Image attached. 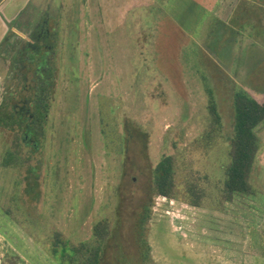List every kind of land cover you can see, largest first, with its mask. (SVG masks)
<instances>
[{
    "label": "rangeland",
    "instance_id": "obj_1",
    "mask_svg": "<svg viewBox=\"0 0 264 264\" xmlns=\"http://www.w3.org/2000/svg\"><path fill=\"white\" fill-rule=\"evenodd\" d=\"M88 1L60 0L54 8L57 92L41 149L17 154L21 140L0 127V209L10 223L0 230V264H58L57 233L76 246L98 245L97 223H108L112 239L119 208L133 221L143 203L150 209L145 264H264V122L255 130L263 146L250 177L253 194L225 191L235 95L259 88L239 85L245 73L232 68L240 57L228 44L240 26L264 44V12L242 25L237 0H223L210 22L203 9L195 15L177 0L115 7L116 21L108 25L112 54L106 38L90 40L104 52L100 61L85 42L89 32L103 30V8ZM105 9L113 17L115 9ZM13 81L12 96L19 98V72ZM169 156L175 199L151 187L154 168ZM127 254L133 257L132 246Z\"/></svg>",
    "mask_w": 264,
    "mask_h": 264
},
{
    "label": "trees",
    "instance_id": "obj_2",
    "mask_svg": "<svg viewBox=\"0 0 264 264\" xmlns=\"http://www.w3.org/2000/svg\"><path fill=\"white\" fill-rule=\"evenodd\" d=\"M258 3L259 5H257ZM240 10L243 12L241 13V21L243 15L248 17L254 14L260 15L264 12V0L244 2L241 4ZM41 70L42 74L48 72L45 71L44 67ZM39 85L42 87L39 94H34V102L39 113L38 122L41 123L40 126L43 130L41 135H43L47 125L46 115L50 105V89H52L53 82L49 78H45ZM234 101L236 109L235 137L232 140V160L227 169L225 191L232 195H251L253 190L250 177L263 146L255 130L264 122V98H254L249 93L239 91L236 93ZM10 107V104L5 101L0 111V127L3 129L10 127L11 131L17 132L14 127L22 128L23 123L20 122V116L15 115L11 124H7L6 114ZM211 110L213 114H216L214 104ZM33 128L34 125H31V129ZM153 176L152 191L161 197L175 199L174 158L171 156L163 158L154 168ZM194 190L191 188L190 192L194 193ZM198 201L200 198L195 200L193 204L199 206ZM124 215L119 208L118 222L116 230L112 232V239L109 238L111 230L108 223L100 222L95 225L94 238H97L98 245L81 243L76 246L71 244L69 240H64L61 233H57L54 242V260L58 264H145L147 257H150V245L146 237L147 228L145 227L150 219V209L147 203H143L133 221ZM127 222L132 223L127 225ZM113 239L117 243H112ZM131 246L134 249V254L132 258H129L127 253Z\"/></svg>",
    "mask_w": 264,
    "mask_h": 264
},
{
    "label": "crops",
    "instance_id": "obj_3",
    "mask_svg": "<svg viewBox=\"0 0 264 264\" xmlns=\"http://www.w3.org/2000/svg\"><path fill=\"white\" fill-rule=\"evenodd\" d=\"M59 1L60 0H0V111L4 106V102L7 101V86L10 83L11 70H13V65L16 62V57L21 51L23 45H25L26 42L31 41L30 38H32L35 34V31L37 30L39 24H41L44 20H46L47 22L53 21V17L56 16L54 14V8H57ZM158 1L159 0H103L101 2V0H89V5L97 7L98 9L103 8V16L101 17L99 15L98 19V22H103V30L100 26H98V30L95 33L92 34V32H89L86 35L88 41L85 42V46L86 49H88V54L97 55L100 61H102L101 59L102 57H104V52L102 51V49L99 47H93V44L90 41L94 36L98 40L106 38L109 50L111 52V43L109 41L110 30L108 25L111 21H116L114 16H116V12L118 11L117 8H121L124 5H127L130 8L136 7L138 5V2L142 6L154 5V3ZM120 2H122L123 4H121ZM244 2L249 3L251 2V0H237L234 3L235 7H237L239 4H243ZM221 3H223V0H177L178 7H184L188 11H190L191 9L193 10V12H190L193 14L197 13V8L199 12H201V10L203 9L204 15L205 13L208 14V22H210L214 18L212 13L215 7L221 6ZM162 5H164V3H162ZM257 5H259V3ZM105 7H113L114 9L115 7H117L114 10L115 15L113 14V17L107 15ZM71 12H73V9L71 10ZM72 16L73 14H71V17ZM249 17L247 15L242 16V25L247 23V21L245 20ZM197 20L199 24V19ZM185 22L186 21L184 20H179V26L181 27V25H185ZM240 28L241 32L234 36L232 35L233 37L231 38V41L229 40V44L227 42L228 45L236 48V50L233 49V51L236 52L237 58L240 57L238 60L235 58L231 60V63L234 65L232 66V68L236 67V70L239 69L241 73H245L239 81L241 83L239 84L240 86L242 84L251 88L252 85L258 86V91L251 90L248 93L254 98H264V44L260 43V41H255V36L249 34L248 27L240 26ZM69 33H71V36L74 34L73 28L70 25ZM71 36L69 34V40ZM67 44L68 46H66L67 48L65 49L67 51L66 53L68 55H72L74 52V47L69 45V41H67ZM70 63L71 60L69 62V65ZM69 65L68 69L70 68ZM101 69L102 71H104L102 67ZM75 70L80 71V66H78ZM103 80L100 81L102 84ZM80 94H77V97H79ZM90 96H92V92ZM80 98H78V100H80ZM81 100H83V97L81 98ZM93 109L95 110V108L93 107L89 110L93 112ZM79 116L80 119L83 117V111L79 113ZM262 159L263 162L261 161L260 163L264 167V153L262 155ZM0 166H2L1 157ZM7 215L8 213H3L0 209V230L2 231H7L8 228H10V226H8V224L10 223L7 218H5ZM11 228L13 229V226ZM4 236L5 235L1 237V241L4 240ZM2 246H4V242H2ZM261 261L264 262V254H262Z\"/></svg>",
    "mask_w": 264,
    "mask_h": 264
},
{
    "label": "flooded vegetation",
    "instance_id": "obj_4",
    "mask_svg": "<svg viewBox=\"0 0 264 264\" xmlns=\"http://www.w3.org/2000/svg\"><path fill=\"white\" fill-rule=\"evenodd\" d=\"M51 22L44 20L39 24L35 34L33 35L30 42H26L25 45L21 48L18 56L16 57V62L13 65V70H11L10 82L15 79V75L19 72V79H21V89L19 93V98L12 96L11 89H14L13 86L8 85L7 88V102L10 104V111L6 114L7 124H11L12 119H15V115L20 116V122L23 123L21 127H14L17 132H14L18 141L21 140L23 147L21 148V143L16 144V148L23 150V148L32 147L34 152H37L41 149V137H42V128L41 123L39 124V113L36 109L34 102V94H39L41 89L42 79L49 78L53 82L52 89H50V105L48 108V113L46 115L47 120L51 111V102L54 98L57 83L55 79L58 77V72L56 64L53 63L56 54V47L54 46V39L58 35V29H51ZM44 67L45 71L42 74V68ZM14 82V81H13ZM31 125H34V128L31 129ZM46 128V126H45ZM11 130L10 127L6 130ZM13 132V131H12ZM34 132V133H31ZM38 136V137H37ZM30 152V154H32ZM32 160L28 158L26 161L29 163ZM3 166V164H2Z\"/></svg>",
    "mask_w": 264,
    "mask_h": 264
}]
</instances>
